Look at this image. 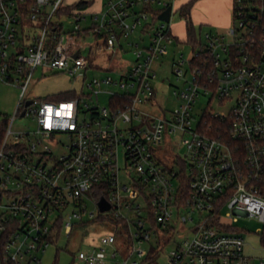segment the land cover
Wrapping results in <instances>:
<instances>
[{
  "label": "built area",
  "instance_id": "2783aa9c",
  "mask_svg": "<svg viewBox=\"0 0 264 264\" xmlns=\"http://www.w3.org/2000/svg\"><path fill=\"white\" fill-rule=\"evenodd\" d=\"M175 2L108 0L88 26L85 11L68 15L74 25L65 32L57 14L65 0H0V81L21 89L0 146V264H42L47 247L86 215L122 227L128 245L123 253L115 235L105 237L103 246L74 256L85 264H107L108 255L114 264H161L178 223L188 235L164 264H254L233 223L243 216L264 223V0H233L225 33L207 30L203 51L172 59L183 83L173 86L178 105L155 114L144 106L157 100L155 62L176 41ZM138 28L149 41L135 42V62L120 64L115 78H89L88 69L103 67L96 57L118 55ZM89 34L92 44L83 42ZM38 67L67 71L88 91L27 99ZM101 93L110 95L102 108ZM205 95L230 108L209 105L197 114ZM23 111L37 121L34 130H13ZM52 143L64 152L56 154ZM102 197L110 204L104 212ZM88 200L99 215L88 213Z\"/></svg>",
  "mask_w": 264,
  "mask_h": 264
},
{
  "label": "rangeland",
  "instance_id": "374dc122",
  "mask_svg": "<svg viewBox=\"0 0 264 264\" xmlns=\"http://www.w3.org/2000/svg\"><path fill=\"white\" fill-rule=\"evenodd\" d=\"M91 4L88 5L87 9L91 10L97 9L101 4L106 3L108 0H91ZM66 2V0H65ZM86 20L82 21L83 26H88L90 24L89 12H85ZM63 23V30L65 32L73 29L74 18L69 17L68 15L58 16ZM186 20V17L182 14L180 9L174 11L172 16L173 30H182L183 24L182 20ZM231 24L233 21L231 20ZM140 28V27H139ZM134 34V37L131 38V44L127 41H122L123 47L118 55H99L96 57V60L103 65L101 68L88 69V77L93 75H104L110 74L114 78L118 76V66H127L135 62L136 57L134 54L135 42H139L140 46L146 44L149 41V34L142 35L140 29ZM207 30H213L216 32L225 33V28L219 27H210L205 26V31L202 30L201 36L202 41H204V32ZM96 41L95 37L92 34H89L83 40L86 44H92ZM192 45L186 42H176L172 45L169 51L164 55L159 57L155 62V69L157 71V78L153 80V84L158 90L157 100L151 105H145L144 107L149 111L155 114H161L162 108L164 109H173L178 105V99L174 94V85L182 86V81L176 79L172 71V59L177 57L181 53L189 59L192 55ZM197 49L199 47H196ZM84 55L89 54V47H86L83 50ZM112 59V60H111ZM118 60L119 62H113ZM124 62V63H122ZM108 65L110 70H107ZM113 90H118V87H112ZM77 91L80 93L83 89L82 80L79 77L70 75L67 71H57L52 68L47 67H38L34 72L33 79L29 85L28 91L26 93L27 99H47L53 97L62 92L67 91ZM88 90H86L87 92ZM21 89L13 84L5 83L0 81V125L2 124L5 118L14 117V114L17 109V105L20 99ZM109 94L101 93L99 99V106L109 105ZM209 101V95L201 96L195 104V112L197 114L202 112V109L205 107L212 106L215 111L225 112L230 108V104L220 105L218 100L213 99L211 103ZM198 118L199 115H196ZM13 130H34L37 127V121L31 116H20L18 114L12 124ZM61 141L64 143L69 142L67 134H61ZM179 143V140H177ZM181 144V143H179ZM56 154H61L64 152L65 147L57 146L52 143V146ZM185 151L184 147L180 148V152ZM123 160V159H122ZM121 160V161H122ZM88 213L93 212L95 215H99V208L95 201L88 200ZM89 216L86 215L81 223H76L71 235L62 234L60 238L53 242L50 246L47 247L46 251L41 255L42 264H85L84 261H78L74 258L79 250H89L94 246H103V240L105 237L112 235L116 236L115 247L118 248L121 252L125 253L127 251V237L126 232L122 227L117 228L110 221H99L98 217L94 219H88ZM236 230H238L245 238V253L253 257L254 264H260V259L264 258V247L261 242V235L264 228V223L259 221L256 218H250L243 216L239 218L236 222L233 223ZM178 232L175 234L174 240L169 242L166 248L162 252V256L159 259L161 264H164L166 261L167 252L174 247L176 241L181 240L182 237L188 235L184 231V225L182 226L178 223ZM183 227V230L181 229ZM147 245L144 244L143 248L146 249ZM109 254L112 252V249L109 248ZM75 259V260H74ZM107 264H114L110 261L108 255Z\"/></svg>",
  "mask_w": 264,
  "mask_h": 264
},
{
  "label": "crops",
  "instance_id": "0c3cea01",
  "mask_svg": "<svg viewBox=\"0 0 264 264\" xmlns=\"http://www.w3.org/2000/svg\"><path fill=\"white\" fill-rule=\"evenodd\" d=\"M80 0H66V4L70 5L72 3L78 2ZM89 1V0H85ZM189 0H176L175 9H180L182 5L187 3ZM233 0H196L193 7L191 8V19L194 27L197 30H204L205 26L210 27H219L225 28L227 31L231 27V20L233 21ZM103 4L99 5L97 9L91 10L90 8H86L82 11L89 12L90 14L99 10ZM172 23V29H173ZM183 28L182 30H176L175 34V42H186L192 45L187 39V29H186V20H182ZM217 31V30H216ZM192 49H195L192 45ZM197 49V48H196Z\"/></svg>",
  "mask_w": 264,
  "mask_h": 264
},
{
  "label": "trees",
  "instance_id": "16d2710c",
  "mask_svg": "<svg viewBox=\"0 0 264 264\" xmlns=\"http://www.w3.org/2000/svg\"><path fill=\"white\" fill-rule=\"evenodd\" d=\"M196 0H189L187 3H185L184 5H182L180 7V10L182 11V14L186 17V29H187V37H188V41L194 46V48L196 49V47H199L198 49H202L203 51V42H202V38L201 36H199V34H201L200 30H197L192 22L191 19V8L193 7L194 3ZM91 0L89 1H85V0H80L78 2L72 3L70 5H66V6H62L57 14L58 16L60 15H70L73 14L74 11L76 10H84L88 7L89 4H91ZM201 51V52H202ZM74 95V92L72 91H67V92H62L59 93L57 95H54L52 98L53 99H68L71 98ZM8 121L9 118H5L2 122V124L0 125V146L4 137V132H5V128L8 125ZM102 194H106V193H102ZM96 196H101V194L99 195V193H95ZM99 221H104L105 218L104 216H99L98 217ZM62 221L60 220L59 223H61ZM120 220H114V223L118 224L120 223ZM261 242L262 245L264 247V228L262 231V235H261Z\"/></svg>",
  "mask_w": 264,
  "mask_h": 264
},
{
  "label": "water",
  "instance_id": "95a60500",
  "mask_svg": "<svg viewBox=\"0 0 264 264\" xmlns=\"http://www.w3.org/2000/svg\"><path fill=\"white\" fill-rule=\"evenodd\" d=\"M170 13H171V7H168L162 14H161V19H163V20H169V18H170ZM30 101H28V103H29ZM27 103V104H28ZM25 115V111H23L22 113H21V116H24ZM99 208H100V210L102 211V212H104V211H107V210H109L110 209V204L107 202V200L104 198V197H102L101 198V200L99 201Z\"/></svg>",
  "mask_w": 264,
  "mask_h": 264
}]
</instances>
